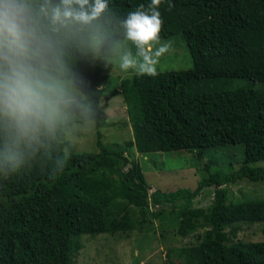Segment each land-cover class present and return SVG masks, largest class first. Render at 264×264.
Masks as SVG:
<instances>
[{
	"label": "trees",
	"instance_id": "1",
	"mask_svg": "<svg viewBox=\"0 0 264 264\" xmlns=\"http://www.w3.org/2000/svg\"><path fill=\"white\" fill-rule=\"evenodd\" d=\"M117 1L109 2L117 13L145 3ZM165 1L180 23L169 34L183 35L193 67L120 78L115 93L123 98L131 139L107 144L99 131L98 152L77 151L70 132L89 120L73 121L18 171L0 178V264H75L81 236L149 233L151 216L167 207L179 210V241L197 233L196 243L168 249L179 264H264V237L245 239L249 227L264 223V198L230 202L227 188L244 178L264 182V167L249 166L264 158V0ZM104 59L76 57L73 66L77 80L92 84L85 93L90 121L101 128L112 122L103 116L98 88ZM240 79L253 86L223 88ZM236 144L244 147L240 168L226 173L208 159L196 170L203 178L195 190L150 193L135 155L191 151L200 164L207 152ZM207 187L214 190L212 204L193 205Z\"/></svg>",
	"mask_w": 264,
	"mask_h": 264
},
{
	"label": "clouds",
	"instance_id": "2",
	"mask_svg": "<svg viewBox=\"0 0 264 264\" xmlns=\"http://www.w3.org/2000/svg\"><path fill=\"white\" fill-rule=\"evenodd\" d=\"M109 2L0 0V178L73 121H90L92 108L76 86V57L102 54L121 70L158 75L172 47L160 42V0L123 13Z\"/></svg>",
	"mask_w": 264,
	"mask_h": 264
},
{
	"label": "rangeland",
	"instance_id": "3",
	"mask_svg": "<svg viewBox=\"0 0 264 264\" xmlns=\"http://www.w3.org/2000/svg\"><path fill=\"white\" fill-rule=\"evenodd\" d=\"M119 2L120 0L114 5L117 6ZM147 2L145 0V3ZM158 6L163 20L160 42H172L170 50L160 58L159 72L191 69L193 61L183 35L181 33L169 34L175 28L180 27V23L176 16L174 17L173 12L167 13L166 7L172 9L171 4L169 5L165 0H160ZM126 11L128 8L122 7L118 13ZM104 61L107 71L104 73L105 77L99 83L98 88L101 89L102 93L103 116L112 122H107L110 125L105 124L103 128L98 127L95 121H88L86 124L76 123V127H78L70 132V139L77 151L98 152L99 131L102 132L101 140L107 144H122L132 138V128L126 124L130 123L123 98L115 91L119 88L120 78L129 77L136 73L132 70H121L116 63L106 58ZM76 86L85 94L87 87L92 86V84L86 80H77ZM252 86V82L240 79L226 83L223 88L229 90ZM226 149L207 152L206 158L200 164L197 162V153L191 151L156 152L145 157L137 153L135 155L136 161L144 170L150 193L154 192L155 189L172 192L180 188L195 190L203 178V173L196 174V170L202 164L205 165L208 159L216 160L215 169H221L226 173H232L239 169L240 161L244 160L243 145L226 146ZM249 166L252 168L264 167V158L258 163H249ZM227 188L230 202L240 203L264 198V182L262 181L255 182L244 178L230 184ZM213 195V188L207 187L197 196L193 205L207 208L213 202ZM157 210L153 206L150 208V211L154 213ZM178 211V208L173 210L172 207H167L165 213L160 217L151 216L150 223L145 225V228L149 229V233L134 231L123 237L111 236L110 234H101L96 237L81 236L82 247L74 258L75 264H179L180 260L174 254L172 258L167 256L168 249L196 243L197 233L188 235L183 241H179L175 237L177 235H175L174 229L177 221L179 222L176 217ZM137 218L140 219L139 216ZM257 225L247 229L245 239L250 236L256 239L264 237V223Z\"/></svg>",
	"mask_w": 264,
	"mask_h": 264
}]
</instances>
